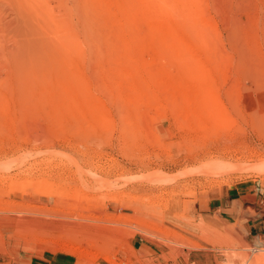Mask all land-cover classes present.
<instances>
[{"label": "rangeland", "instance_id": "1", "mask_svg": "<svg viewBox=\"0 0 264 264\" xmlns=\"http://www.w3.org/2000/svg\"><path fill=\"white\" fill-rule=\"evenodd\" d=\"M36 4L77 44L21 71L0 0V264H264V0Z\"/></svg>", "mask_w": 264, "mask_h": 264}, {"label": "bare ground", "instance_id": "2", "mask_svg": "<svg viewBox=\"0 0 264 264\" xmlns=\"http://www.w3.org/2000/svg\"><path fill=\"white\" fill-rule=\"evenodd\" d=\"M23 3H25L26 5H28L30 8L34 9V11H35V18L34 19L36 21H38V26H36V29H34V30L32 29V36H30V40L25 41V43L28 42V44H25L23 42L25 45L22 43L23 44V47L22 46L19 47L20 49L18 48V50L14 53L15 55L13 54L14 57H15L14 58V61H15V59L18 61L17 62V65L19 63L21 71L25 70V72L26 71L28 72V69L29 68H30L29 69L30 72L34 71L35 70V67H30V66L34 65V63L36 64L37 61H39L38 63H39V66H40V64L44 60L43 58L47 57L46 55L48 53L50 55H51V53H53V55L56 54L55 56H62L63 54H66L69 51L71 52L72 49L76 50L74 44H77V43L73 40V38H71L70 40H72L74 42V44H73L72 41L68 40V38H67V40L65 39V42H61L60 41L61 43H59L57 46H55V47L53 46V49L51 48L52 47V44H49L50 42L48 43L47 40H44L43 39V37L41 39L36 38L35 37L36 35L37 36L39 35V37H40V34H44L46 31L48 32V29H47L46 24H45L46 22L44 21V17L42 15L43 13L41 12L42 13L41 14L38 11L39 9L36 8V5H37L36 4V0H23ZM26 5H25V7H26ZM82 31H83V29H82ZM41 36H43V35H41ZM63 39H64V37H63ZM21 71H20V74H21ZM263 158L262 159H259V160L262 161V163L264 161ZM261 161H259V162H261Z\"/></svg>", "mask_w": 264, "mask_h": 264}, {"label": "crops", "instance_id": "3", "mask_svg": "<svg viewBox=\"0 0 264 264\" xmlns=\"http://www.w3.org/2000/svg\"><path fill=\"white\" fill-rule=\"evenodd\" d=\"M238 199L232 192L225 193L221 195L214 196L211 199V203L214 206H210V209L213 208L214 212H222V215L233 216L235 213V200ZM260 229V228H259ZM147 245L141 242H134V248L139 253H144L146 251Z\"/></svg>", "mask_w": 264, "mask_h": 264}]
</instances>
